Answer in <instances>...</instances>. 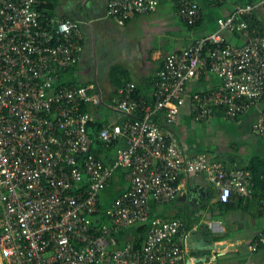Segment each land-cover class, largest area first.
<instances>
[{
	"label": "built area",
	"instance_id": "2783aa9c",
	"mask_svg": "<svg viewBox=\"0 0 264 264\" xmlns=\"http://www.w3.org/2000/svg\"><path fill=\"white\" fill-rule=\"evenodd\" d=\"M52 0H0V260L2 264H184L182 222L154 218L150 200L173 202L181 175L207 174L223 204L234 195L251 197L253 177L228 173L206 154L187 158L176 134L154 120L165 113L169 127L177 123L188 84L203 71L219 77L214 92L195 94L196 123L224 107L230 119L264 103V32L238 20L255 5H237L218 20L219 32L166 57L156 74L154 105L128 83L111 100L124 116L137 115L111 128L99 139L108 149L123 146L107 165L92 153V117L83 106L101 105L88 87L61 85L60 76L83 52L79 23L50 17L42 10ZM188 26L201 19L194 0H174ZM223 3L226 0H215ZM260 6L264 9V0ZM159 0H109L107 17L125 26L133 15H149ZM221 33H237L233 46ZM264 138V111L254 125ZM117 169H126L127 188L112 203L109 223L96 237L93 218L100 212L103 191ZM150 225L141 249H112L114 237L133 225Z\"/></svg>",
	"mask_w": 264,
	"mask_h": 264
},
{
	"label": "crops",
	"instance_id": "0c3cea01",
	"mask_svg": "<svg viewBox=\"0 0 264 264\" xmlns=\"http://www.w3.org/2000/svg\"><path fill=\"white\" fill-rule=\"evenodd\" d=\"M108 1L57 0L53 14H48L80 24L83 52L71 69L61 74L60 84L88 87L98 95L101 105L88 108L86 113L91 115L93 124L102 129L138 118L137 115L124 116L111 105V100L119 98L120 90L128 83L135 84L136 94L153 106L156 74L166 57L218 33V20L230 17L235 6L255 5V10L247 17L255 16L264 23L262 0H226L223 3L194 0L200 7L201 19L192 28L179 18V7L174 0H159L154 13L133 15L125 26H119L107 17ZM247 17L238 21L245 22ZM221 35L230 45H243L239 34ZM221 84L219 77L203 71L188 84L177 123L169 127L163 112L154 120L176 134L187 158L206 154L214 165L228 173L248 172L251 166L257 174L264 172V138L254 130L264 111V103L253 105L237 120L228 118L224 107H217L205 122L194 121L193 96L214 92ZM127 175L126 169H117L110 188L101 195L108 215L113 201L127 188ZM261 180L263 175L258 181L253 177L251 197L234 195L230 203L223 204L207 174H184L173 202L160 205L150 200L151 215L165 222L178 221L185 225L178 239L184 264H264V185ZM190 189L197 200L192 205L188 198ZM140 226L122 230L114 237L111 248L133 246Z\"/></svg>",
	"mask_w": 264,
	"mask_h": 264
},
{
	"label": "trees",
	"instance_id": "16d2710c",
	"mask_svg": "<svg viewBox=\"0 0 264 264\" xmlns=\"http://www.w3.org/2000/svg\"><path fill=\"white\" fill-rule=\"evenodd\" d=\"M56 1L57 0H52L48 6H46L45 8H42V10L44 12H46L47 14L52 15L55 5H56ZM251 17V16H250ZM247 17L245 18V22H247L251 29H255L258 30L260 32H264V23L255 18V16L253 17ZM196 26V25H195ZM195 26H189V27H195ZM237 34V33H236ZM117 72V70H115V73ZM88 106H83L81 108L82 112H87L88 111ZM236 120L239 119V117L235 118ZM102 126H99L98 124H93V122L90 124V137L93 140V148H92V153H94L95 155H100L103 158V161L105 162V164L107 165H111L114 163V153L116 154V152L120 149V142H114L108 149L103 148V145L99 139L100 133L103 130ZM255 168V167H254ZM253 168V166H251V169L248 170V172H250L255 181L260 180V176L263 175V185H264V172H259V174H257L258 172H256V170ZM112 193H115V190H112ZM103 201L104 199L102 198L100 201V209L101 212L93 218V225H92V232L95 234L96 237L100 236V230L105 227L108 223H109V215L107 214V209L106 207L103 205ZM150 231V225L149 224H144L141 225L138 230H137V238L135 240V242L133 243V246L136 249H141L143 247V245L145 244L148 234Z\"/></svg>",
	"mask_w": 264,
	"mask_h": 264
},
{
	"label": "water",
	"instance_id": "95a60500",
	"mask_svg": "<svg viewBox=\"0 0 264 264\" xmlns=\"http://www.w3.org/2000/svg\"><path fill=\"white\" fill-rule=\"evenodd\" d=\"M189 192H190V194L188 195V198H189V203H190V205H192L193 203H195L197 200H196V197H194L193 195H192V190L190 189L189 190ZM0 264H2L1 263V260H0Z\"/></svg>",
	"mask_w": 264,
	"mask_h": 264
}]
</instances>
